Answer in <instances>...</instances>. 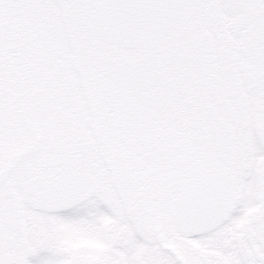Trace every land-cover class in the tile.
Listing matches in <instances>:
<instances>
[{
    "label": "snow or ice",
    "instance_id": "obj_1",
    "mask_svg": "<svg viewBox=\"0 0 264 264\" xmlns=\"http://www.w3.org/2000/svg\"><path fill=\"white\" fill-rule=\"evenodd\" d=\"M0 264H264V0H0Z\"/></svg>",
    "mask_w": 264,
    "mask_h": 264
}]
</instances>
